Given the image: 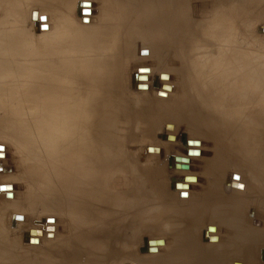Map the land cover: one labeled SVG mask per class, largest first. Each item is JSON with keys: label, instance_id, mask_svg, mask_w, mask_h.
<instances>
[{"label": "bare ground", "instance_id": "bare-ground-1", "mask_svg": "<svg viewBox=\"0 0 264 264\" xmlns=\"http://www.w3.org/2000/svg\"><path fill=\"white\" fill-rule=\"evenodd\" d=\"M85 1L90 2L89 6H84L85 13L78 12ZM101 1L100 12L95 19L96 27L92 24L90 27L95 28L89 27L93 33L96 29L100 37L95 38L96 42H90L87 48L82 49L84 43L81 47L71 38L77 28L74 25L78 20L76 15L81 16V19L92 16L94 0H79V6L73 11L65 7L66 3L63 7L55 3V6H51L48 0H17L16 17L19 18L8 28H0V33L11 28L22 33L19 44L0 40V111L5 109L3 114L0 112V125L1 122L3 124L0 133L22 146L34 148L35 157L32 160L38 172V181H35L40 180L41 189L39 193L35 189V194L32 193L34 187L29 191L33 194L31 197L34 196L33 202L43 204L42 208L46 211L64 215L69 224L68 234L59 237L67 240L66 244L63 241L62 245H58V251H68L70 248L69 251H73L75 247L86 249L95 245L94 249H89L90 258L93 259L97 248H108V242H133V235L127 238L114 231L127 223L131 213L115 211L118 207L116 202L124 193L116 187L114 190L107 189L105 184L103 186L114 170L123 167L119 155L104 139L106 128L101 123L112 104L118 101L127 103L124 95L131 94L134 100L132 104L138 107L141 106L140 96L151 91L154 95H161V98L157 96L158 99L154 98L151 103L156 114L164 110L159 121L164 120L162 129H167L164 132L167 135L163 141L160 140L161 143L174 146L182 138L187 141L178 144L179 151L173 156L187 158L188 161L180 164L184 163L188 167L173 166V172L195 176V181L190 178L185 181L186 187L179 184L184 183L183 180H175L179 188L173 186L174 194L180 193L183 197L171 195L172 203L166 206L163 214L159 212L158 215H166L172 207L181 209L184 216L170 217L169 225L179 220L180 226H186V229L182 228L180 234L174 235V243L165 255H159L166 245L164 236L151 237L145 239L140 247L144 256L136 255L129 245L124 248L129 251L121 252L123 255L120 259L117 256L115 264L123 260L126 262V258L130 264H264V248L261 247L264 243V52L260 46L248 41L250 23L245 12L247 5L240 4L239 8H235L238 0H222L223 5H217L223 7L216 8L214 4L216 7L212 12L201 10L198 13L191 10L188 14V0ZM72 4H75V0ZM29 5L33 16L25 14L22 18L21 10ZM35 15L40 24V36H46V39L37 45L28 46L32 35L27 32V21H32ZM41 16L44 17L42 20L39 19ZM87 29L86 33L90 34ZM137 36L141 37V42L135 46V56L142 61L156 57V63L153 64L151 76L147 74L150 71L148 60L147 63L132 67L135 75L125 79L121 72L128 56L124 44L135 37L137 39ZM63 40L69 44L65 43L62 47ZM7 62H12V65ZM145 68L147 71H138ZM174 70L179 74L181 83L178 92L174 89L177 85L171 83L170 71ZM166 73L168 77L164 79L162 76H166ZM143 75L146 78L139 79L138 76ZM253 83L257 86L255 94H251L249 88ZM162 85H169L170 89H164ZM2 88L4 91H1ZM18 92L33 96L32 101H17ZM28 96H25L26 100L30 99ZM7 99L9 102L5 101L7 104L2 105ZM181 124L190 136L179 139L176 131ZM209 133L216 148L211 160L213 171L233 169L229 173L210 171L213 178H209L207 184L221 187L220 190L204 186L213 191L212 198L216 205L211 213L213 216L217 213L218 223H205L197 211L191 210L196 206L201 208L200 203L206 204V189L199 195L190 194L191 188L199 184L200 178L190 171L189 165L191 160L202 159V138L211 137ZM171 135L172 138L175 136L174 140L170 139ZM251 140L257 143L252 145ZM159 145H145L144 148H151L146 155L158 159L162 154L161 148L157 152L153 147ZM189 150H200V153L189 156ZM173 156L166 164L179 166L177 159L180 158L175 161ZM112 165L115 168L111 172ZM127 173L134 174L132 188L136 193L154 192L149 184L140 183L147 179L138 177L140 175L136 172H125V175ZM148 173L158 175L162 172ZM227 186L230 188L229 193L225 190ZM227 204L231 207L225 216L219 209ZM123 208L131 209L126 206ZM152 209L146 215L151 214ZM241 213L249 215L247 222L239 221ZM132 214L135 215L134 212ZM136 215L140 217L139 212ZM184 219H188V222ZM160 220L166 222L167 218L165 216ZM223 223L229 226L231 232L224 239L221 238L226 233ZM202 229L203 237L207 235L208 239L202 238ZM117 236L122 237L118 239ZM28 237L24 239L28 240ZM149 240H158L152 241L156 252L151 251Z\"/></svg>", "mask_w": 264, "mask_h": 264}, {"label": "rangeland", "instance_id": "rangeland-1", "mask_svg": "<svg viewBox=\"0 0 264 264\" xmlns=\"http://www.w3.org/2000/svg\"><path fill=\"white\" fill-rule=\"evenodd\" d=\"M56 1L58 0H54V1L48 0V3L51 6H53L52 4L54 3L56 4ZM64 1L66 0H62V1L60 0V2L58 1L57 3H59V5L61 4L62 6L65 5L66 3L65 7H67L68 9L72 11L79 6L78 5L79 0H75V4H72L73 0H71L72 3H70L69 0H67V2H64ZM100 1L94 0L93 2L94 4L93 15L94 16L92 15V16L84 17L83 19H81L82 18L81 16H79L80 18L77 17V15L75 17L76 19H78L77 21L75 20L77 24H74L78 28V32H77V28L75 27L76 30L74 31L71 30V32L73 31V33H72V38L70 34V38L73 41L76 40L74 42L75 43L77 42V44L81 47H82V44L84 43L83 44L84 46L82 47V49L87 48L90 42L92 41L96 42L95 38L100 37L99 36L100 33H98L96 29L94 31L95 34L93 33V30H91L96 27L95 19H97V16L99 15V12H100L99 8L102 2ZM213 1H216V2H213ZM16 2L17 0H0V28H8L13 22H15L19 18V17H16V11H18L16 8ZM88 2L85 1L83 3L89 6L90 2L89 3ZM29 3H32V2H29ZM69 3L72 6L73 5L75 6L71 7ZM219 3L223 5L222 0L221 1L220 0H188L187 1L188 14L191 13V10L199 11L198 13H201V10H203L202 12H205V13L212 12L216 6H217L216 8L220 7V5H217ZM240 4L247 5V10L245 12H246L247 21L248 23H250V26L248 27V30H249L248 31V36H249L248 41L250 44L254 46H260L264 52V0H255V1L254 0H238L235 8H239ZM213 5L214 7L212 8ZM209 8L211 11L209 10ZM225 8L226 7L224 6V9ZM83 9H84V6H83ZM21 11H23L21 15L22 18L24 17L25 14H27V16L28 15L33 16L30 5L27 8H23ZM89 13H90V10H89ZM42 18L44 17L42 16L39 17L40 20H42ZM221 21L222 20L219 19V24L222 23ZM27 22H29L28 24L29 29L27 30V32L29 31L32 35L27 45L34 46L41 42H44V39H46V36L43 38L40 36V32H39L40 24L37 21V15L34 16L32 21L28 19ZM78 23H81L80 27L82 29L78 27L79 26ZM91 24L92 26H95V27L93 28L92 26L90 27ZM21 26H25V25L22 24ZM79 28L81 30L84 29L85 31H81ZM87 28H89L90 30ZM86 29H87V32H89L90 34L86 33ZM234 31H236V29H234ZM80 32L81 34H79L80 36H78L77 34ZM92 33L94 35H92ZM0 35H1L0 40L4 43L8 42V41H5L6 39V40H9L13 44H19V39L21 38L22 33L18 29L11 28V30L7 32H1ZM73 35L74 36L77 35L78 37L76 36L75 37L76 38L80 37V38L76 39ZM84 35L87 41L84 38ZM91 38H94V39H91ZM135 38L133 41H128L127 43L124 44L127 46L125 48V52L128 56L122 64L123 68L121 72H123L122 75L123 77H125V79L127 78L129 79V77H131L133 74L135 75V72H134L135 70L132 67L138 64L147 63L148 60H150L149 61L150 71H148L147 74H149L148 76H151L152 74L150 73L153 71V67L156 63L155 60L157 59L156 57H154L153 59L149 58L147 61L139 60L135 56L134 51H135V46L136 45L138 46L139 43L141 42L140 41L141 39H139L141 37L138 38L137 36V39ZM65 40H63L64 44L61 43L63 45L62 47H64L65 43L69 44L70 42L69 40V42L67 41L68 42L67 43ZM82 40H85V41H82ZM85 42H88V43L85 44ZM104 45H106V42L104 43ZM255 49L257 48L255 47ZM7 63L11 64L12 62L11 63L7 62ZM131 71H133V73ZM156 75H157V72L155 73L153 78L156 77ZM170 75H171V81H172L171 83H174L175 85H177L176 87H174V89L175 90L177 89V92H178V89H179L178 86H180L181 84L179 74H177V72L174 70V71H170ZM143 77L146 78V75H143ZM159 77L160 78L164 77L165 79L166 77H168V73H166V76L161 77L160 75ZM139 79H143L142 76H140ZM174 84L172 85L175 86ZM137 86H136L137 88H140V85H137ZM145 87L147 88V86ZM256 87L257 86L255 83H253V85L249 87L251 94H255ZM141 88H142V85H141ZM162 88L170 89V86L162 85ZM131 89L134 90V88L132 87ZM1 91H4V89L2 88ZM19 92H23V91H19ZM19 92L17 93L18 95L16 96V97H19L17 98V101L18 99L19 100L23 99L22 101H26V102L30 100L32 101L33 96H28L29 94H26V93H25L26 95L24 93L20 94ZM152 95L154 94L150 91L149 94L145 96L144 95L140 96L141 98L139 100L141 101V106H138V107L134 103L132 104L134 100L132 97H130L131 94H129V96L124 95L123 98L124 100H127L126 101L127 103H122L121 101L115 102L114 104H112V106L110 107L108 112L105 114V116H103V121L101 123V126L102 127L104 126L106 128V133L105 135H103L104 139L107 141L109 146L114 148L115 153L119 155L120 163L123 167V169L114 170L113 171L114 173L113 174L111 173V175L109 176V179L103 182V186L105 184L107 189L110 188L114 190L116 187V189L120 190L121 193H124L123 196L119 197V199L117 200L116 206L118 207L114 210L120 211V212L131 213L130 218L125 225L124 224L122 225V228H116L114 231L116 233H120L119 235H122L127 238L133 235V238L131 239L133 240V242L131 241L129 242L121 241L117 243L108 242V248H104V249H101L99 247L97 248V252L95 253L96 256L93 259L90 258L89 249L91 247L92 249H94L93 246L95 245H91L87 247L86 249L75 247L73 248V251H69L71 248L68 251H60L61 249H59L58 251V247H57L58 245H62L63 241H65V244H66L67 240L60 239V238H63L68 234L69 224L64 215L55 214L53 212L46 211L44 210V207L42 208L43 204L37 201L33 202L34 196L33 197L31 196L35 194L36 191L34 192V190L38 189L36 193H39L40 192L39 189H41L40 180L39 182H37L38 172L35 170L36 166H33L35 165L34 160H32L35 157L34 152H33L34 148L22 146L16 141L10 139L8 136L0 133V150H1L0 151V187H5V188H0V264H115V260L117 256L119 255V259L122 257L123 254L121 252L129 251V250H124V248L128 247L129 245L131 246L130 249L132 248L136 255L144 256L145 253L142 252V249L140 247L144 244L145 239H149L151 237H157V236H164L166 240V245L160 250L159 255H165L168 253V250L170 249V247H172L174 243V235L180 234L181 230L186 229V226H184L185 228L182 225L180 226L179 220H176L175 223L172 224V226L169 225V222H170L169 218L174 217V216L182 217L184 215L180 212L181 209L176 210L175 207H172V206H171L172 210L166 213V215L161 216V215H158V213L161 212L163 214L164 210L167 209L166 206H170V204L172 203L170 200L171 195L173 196L175 195V198L176 196L177 198L183 197V195H181L180 193H178L179 195L174 194L175 192L173 190V186L176 188H179L176 186L177 183L175 182V180H183L184 183H179V182L178 183L180 185L183 184V186L186 187L185 181L189 178H190L189 180L192 179L191 181H195V178H194L195 176H183L181 173L173 172L174 167L181 168L185 164L184 163L180 164V162H186L188 161V159L183 158V157L173 156L174 154L178 153L179 151L178 144L180 145L183 144V142H181L182 140H179L178 143H176L174 146L163 145L161 143V141H163L162 139H164V137L167 135L164 133L167 129L166 128L165 130L162 129L164 120L159 121V118L161 115H163L164 110L162 109V111L159 112V115L156 114L157 112H155L156 110L154 106L153 107L151 106V103L154 102V98H157V96L160 97L161 95L160 94L154 95V97ZM25 96L26 97L28 96L30 99L28 100L27 98L26 100ZM5 101L9 102L8 99L4 100L2 102L3 103L2 105H4V103L5 104L8 103V102L6 103ZM130 104H132L133 106L131 107ZM128 111L129 112L132 111V112H130L129 114ZM0 112L1 113L5 112V109L3 108V110ZM25 116L28 117L29 116L28 113H26ZM116 118L118 119V121ZM1 125H3L2 122H1ZM29 126L31 125H28V127ZM0 130L2 131L1 128ZM176 135H178L179 139H181V137L183 136L185 137L188 136L189 133L184 131V127L181 124L179 125V128L176 131ZM209 136L211 137H208V139H204L201 137L202 144H203V146L201 147L202 148V151H201L202 159L190 161V165H189L190 171L195 173L196 176L199 175L198 178H200L199 184L191 188L190 194L193 196L199 195L200 193L205 191L206 188H209V187L210 189H215V191L217 189L219 190L221 189V187L216 188V186H213V184H207V180L209 178L210 179L213 178V175L211 172H228L229 173L233 170L232 168H229V169L226 168L228 169L226 171H221V170L213 171V164L211 163V160L215 156L214 149L216 148H215V141L212 139V135L210 133H209ZM170 139L174 140L175 136ZM158 141L160 143H158ZM251 142H252V145L257 143L256 141H252V140ZM150 143H155L158 145L160 144L159 146L153 147L154 150L157 152H159V147L161 148L162 154L160 155L158 159H154L152 157L150 158V156L146 155V152L150 151L151 148L149 149L148 147L146 148L144 147L145 145H148ZM199 153H200V150H198L197 154ZM28 154L31 156H29ZM188 155L191 156L192 154H188ZM172 156L175 157V161H176V158H180V159L183 158L185 160L183 161V160L177 159V162L179 161L178 162L179 166H177L176 164L174 165L170 164L171 166L169 164L167 165L166 162L168 161V159L172 158ZM29 161H30V164H29ZM28 166L32 169L30 170ZM185 166L188 167L187 165ZM114 168L115 167L112 165L111 172H112V169ZM23 171H25L26 174H24ZM117 172H120V174ZM125 172H136L137 174L140 175L138 177L147 179L145 182H140V183L149 184L148 186L152 187L153 188L152 191L154 192H151V194H143L142 192H140L139 194L136 193L132 188L134 184L132 176L134 174L127 173L125 175ZM148 172H162V173L160 174L158 173V175L157 174L150 175ZM34 175H37V176H34ZM117 175H119L120 177ZM207 175H210V176H207ZM171 176L174 177V179H171L172 178ZM36 177L37 179H35ZM155 177H158V178H155ZM204 177L205 178L207 177V179L205 180ZM37 183L38 185H36ZM204 186L206 188H204ZM33 187L34 189L32 190L31 188ZM31 190L33 193L32 195H31V192H29ZM225 190L228 193L230 192V188H228V186L226 187ZM209 191L210 190H207L206 193L204 194L206 197L203 196V198L204 197L206 198L205 200L203 199L204 202H206V204L200 203L199 205H201V208L196 206L195 208H191V210L194 209L195 213L198 212L199 216L201 215L200 217L203 221H205V223H218L220 221L216 217L217 213L215 216H213V214L211 213L212 208H214L216 205L215 203L216 201L212 198L213 191H210V193ZM162 197H165V198L161 200ZM31 201L33 202L34 205L35 204L36 205L38 204V205L37 206L35 205L34 207L31 206L33 205ZM125 206L128 208L131 207V209L123 208ZM229 207H231V205L229 206L228 204L221 206L219 209L220 213L226 216V214H228V212L230 211ZM150 208H153L151 214L146 215V213L148 212ZM133 212L135 213V215L132 214ZM137 212H139L140 217L139 215H136ZM165 216L167 218V221L162 222L160 219L165 218ZM239 218H240L239 221L241 223H245L250 217L248 214L241 213L239 214ZM184 220L186 221V223L188 222V219L187 220L184 219ZM133 223H136V224L132 225ZM202 226H204V223ZM223 229L226 233L223 234V236H221L222 239L226 238L231 233L229 226L227 224L223 223ZM212 230H214V228ZM203 232H204V229H202L201 236L203 239H206L207 235L203 237ZM27 236H29L28 237L29 241L27 239H24L25 237L27 238ZM117 237L118 239L121 238V237L119 238V236ZM110 239H113V237H111ZM159 240L163 241V239H159ZM152 241H158V240H152ZM199 242L201 241L199 240ZM53 243H55L56 245ZM202 244H205V242H202ZM262 244H261V247L264 248V245ZM54 245L55 247H53ZM115 245L116 247L113 249V246ZM149 246L152 247L151 248L152 252H156V247H154L153 244H150ZM50 249H52V251ZM56 251L58 253H56ZM119 253H121V255ZM129 262L130 261L126 258V262L123 260L121 261V263H118V264H130Z\"/></svg>", "mask_w": 264, "mask_h": 264}, {"label": "water", "instance_id": "water-1", "mask_svg": "<svg viewBox=\"0 0 264 264\" xmlns=\"http://www.w3.org/2000/svg\"><path fill=\"white\" fill-rule=\"evenodd\" d=\"M86 5H87V4H85V3H82V4H81L82 7H83V6H86ZM82 7H79V8H78V9H79L78 12L80 11V12H82V13H83V12L85 13V11L83 10ZM86 12H88V11H86ZM139 71H140V72H142V71H147V69H139ZM138 77L140 78V76H138ZM142 78H143V76H142ZM144 86H145V85H144ZM169 137L172 138V136H169ZM182 141L187 143V141H186L185 139H183V138H182ZM188 143H189V142H188ZM188 153H190V154H196V153H198V150H195V151H193V150H189ZM180 160H185V159L181 158ZM182 167L185 168L186 166L183 165ZM184 179H185V178H184ZM149 244H154V242L149 241Z\"/></svg>", "mask_w": 264, "mask_h": 264}]
</instances>
